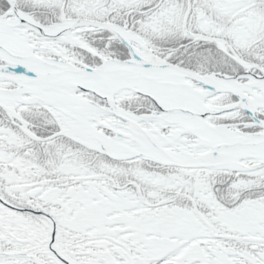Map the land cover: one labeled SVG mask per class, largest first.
<instances>
[{
	"label": "snow or ice",
	"instance_id": "1",
	"mask_svg": "<svg viewBox=\"0 0 264 264\" xmlns=\"http://www.w3.org/2000/svg\"><path fill=\"white\" fill-rule=\"evenodd\" d=\"M0 264H264V0H0Z\"/></svg>",
	"mask_w": 264,
	"mask_h": 264
}]
</instances>
